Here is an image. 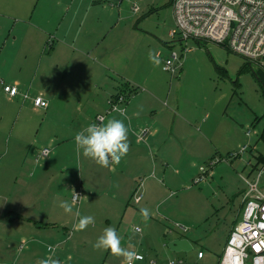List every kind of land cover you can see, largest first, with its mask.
Masks as SVG:
<instances>
[{
  "label": "rangeland",
  "instance_id": "obj_1",
  "mask_svg": "<svg viewBox=\"0 0 264 264\" xmlns=\"http://www.w3.org/2000/svg\"><path fill=\"white\" fill-rule=\"evenodd\" d=\"M57 1L68 2L71 17L84 20L88 31L101 32L100 20L108 25L105 31H110L109 27L114 30L91 39L85 35L80 37V42L87 40L96 49L89 59L66 52L48 56L52 43L49 40L38 77L35 79L34 73L23 76L26 84L19 91L28 98L18 95L15 103L10 104L6 96L0 97V126L6 133L0 142V223L12 219L10 210L21 215L15 226L0 225V262L39 264L48 255L46 246L52 245L60 264H123L122 257L93 248L103 230L111 226L122 237L123 247L136 251L139 243H143L157 264L166 253L173 260L178 259L166 264H176L179 260L185 264H215L223 253L230 225L241 220L246 181L253 180L264 169V86L254 75L256 70L264 80V70L256 66L252 70L245 58L224 46L180 41L179 37L172 39L169 34L176 30L172 0H54L53 4L49 3L55 7ZM20 2L0 0L1 42L12 35L15 27L17 30L21 26L17 20L32 18L38 0H34V8L28 14L21 11ZM96 2L112 7L114 12L100 9ZM135 5L140 9L138 13L133 11ZM38 14L35 12V18ZM19 30L24 33L26 28ZM25 37L24 48L32 39ZM24 48L16 68L23 65L25 70L37 68L40 56L35 47L29 52L28 61L23 59L27 52ZM149 51L162 53L159 67L149 60ZM172 52L180 56L175 65L176 74L162 69L164 58ZM60 67L70 68L73 77ZM71 78L72 92L85 96L81 104L88 118L77 119L74 108L78 106L74 107L73 97L56 98L50 111L52 120H46V111L33 109L31 99L43 96L45 91L62 95L59 89L72 85ZM127 83L140 90L135 98L139 97L141 102L142 131L151 132L158 127L161 132L157 142L161 155L153 159L158 166L152 165V182L146 186L142 184L145 178H135V181L129 176L121 178L118 173L112 175L108 168L99 166L82 152L78 155L74 143L77 132L106 114V110L100 109L102 98L108 109L110 100ZM0 92L4 93L3 87ZM105 94L108 95L103 97ZM111 95L114 97L108 100ZM24 104L27 109L21 114L19 109ZM178 108L193 129L175 118ZM67 109L75 113L70 121ZM20 129L26 134L23 136L26 142L18 148ZM247 132L252 135L247 137ZM56 133L66 135L56 137ZM47 138L53 142L45 143ZM64 141L67 142L59 148ZM244 146H249L248 150L240 153ZM44 148H50L51 157L42 160L39 157ZM129 153L135 160L139 152L132 149ZM52 157L55 162L50 166ZM166 159L172 168L167 166ZM185 163L190 170L193 163V175H201L204 169L206 181L196 184L195 176L187 182L179 179L178 166ZM115 169L120 172V167ZM166 171L165 184L175 192L174 196L162 185ZM83 179L84 185L80 186ZM127 182L133 184L129 196L128 191L120 192ZM259 186L264 190V172ZM73 191L80 196L78 202L71 213L64 212L61 216L57 212L64 210L59 204L64 200L71 203ZM137 195H143L140 202L135 200ZM141 208L150 210L147 224L141 220ZM77 211L80 216H93L95 223L83 231L74 230L79 220ZM44 214L50 221L60 220L65 224L35 229V222L26 221ZM133 225L141 231L133 234L130 230ZM174 225L189 227L191 252L174 254L167 249L173 236H187ZM200 250L216 261H199ZM160 252L166 253L160 257Z\"/></svg>",
  "mask_w": 264,
  "mask_h": 264
},
{
  "label": "crops",
  "instance_id": "obj_2",
  "mask_svg": "<svg viewBox=\"0 0 264 264\" xmlns=\"http://www.w3.org/2000/svg\"><path fill=\"white\" fill-rule=\"evenodd\" d=\"M33 2H34V0H21V2L19 4L21 11L25 14H28L32 10V8H34ZM49 2L51 4H53L54 0H44L42 6H41L42 0H38V3L36 4V8L34 9V13H33V16L31 19H27V17H23V18L19 19V21L18 20L16 21V23H19V22L22 23L19 28H21V27L26 28V31L24 33H20L19 28L16 30L17 27H15V29H13V31L11 32L12 35L11 34L8 35L7 39L3 40V42L0 41V87L1 88L3 87V84L1 82L8 84V85H16L18 88L23 87L22 85L26 84L23 81L25 78L23 76L26 73H34V78L36 79L41 72L42 62H43L44 58L47 56L46 52L48 49V44L50 42L49 40H51L52 43L50 44V47H49L51 54L48 56L54 55V54L59 53V52H66V53H69L72 55H79V57L89 59L90 55L94 54L96 49L93 46L88 45L87 40H85V42H80V40H79L80 37L85 35L86 39L88 37L91 39L92 37L94 38V37L98 36L99 34H101L100 36H104V34H109V32L114 30V29H112V27H109L110 31H105L106 28H108L107 27L108 25L106 22L100 20V25L103 28V30L101 29V32L88 31L86 29V22L84 20L79 21V20L71 17L72 8H71V5H68V2H65V3L61 2L60 3L59 1H57L55 3V7H52ZM96 4H98L97 7H99L100 9L109 11L111 14L114 12L112 7L111 8L108 7L103 2H101V3L96 2ZM35 12L39 13L38 14L39 19H38V17L35 18ZM104 27H105V29H104ZM1 28L2 27L0 26V30H1ZM104 32H107V33H104ZM27 35L32 37L33 40L30 38L28 40L29 44L24 48L22 46L24 45V39L26 38L25 36H27ZM53 39L55 40V42ZM32 47L33 48L35 47L36 52L40 56V65L37 68L28 69V70H25L26 68L24 65L22 66V68H16V66H15L16 62L18 61L19 54L23 50V48L26 49V51L28 52V53L26 52V54L23 55V59L25 61H28V59L30 58L29 52L32 49ZM60 68L64 71L65 74L73 77V72L70 68H62V67H60ZM162 69L164 70V63H162ZM45 73L48 74L47 68L45 69ZM70 81H71L70 83H73L72 78ZM73 86H74V83L72 85H70L69 87L59 89L62 92V95H59L58 92L52 93V92H46L45 91V94H43V96L42 95L39 96L40 98L47 101L49 104V106L45 109L35 106L34 99L38 98V97L31 99V101L33 102V109L34 110H40L41 109L43 111H46V114H45L46 120H49V119L52 120V115H51L50 111H51L52 104L54 103L56 98L61 97L65 100H70L71 97H73V99H75V106L74 107L78 106L77 108H74V111L76 112L77 119L80 120L82 117L88 118L89 114L84 113V109H82V104H81L82 103L81 99L85 96L83 93H73L72 92ZM122 88L123 89L119 90L116 94L117 95H119V93L123 94V91H126L124 93V95L126 97L128 96V94H130V92H131L130 90L138 89L137 93L132 95L131 98L127 97L128 102L126 104L120 105L121 108L127 109L128 119H124V117H121L119 115V113H117V112L109 113L107 118L110 116H113L115 118L124 120V123L129 128V144H130L129 151H131L132 149H136V150H138L139 153H138V157L135 160H133V156L130 153L127 154L122 159L121 163L118 165V168L120 167V172L117 171L118 169H115L113 171V170H111V168H108V170H109V172L112 173V175L118 173V175H120L121 178H126L127 176L134 178V180H135V178L136 179L137 178L138 179L145 178L146 179L145 181H144V179L143 180L141 179V180H142V184L144 185V183H145V186H146L147 184L152 182V180H151L152 175H150L151 172H153L152 165H153V168H155L156 165L158 166V162L156 164V162H154L153 159H154V157H157V156L160 157V155H161V152L157 146V142H158V139L160 137L161 132L159 131L158 127H156V129H153L151 132L148 129L149 131H147L148 132L147 136L144 138H140L141 137L140 134L142 133V130H143L142 126H143V122H144V117L142 116V113H140V110H139V108H140L139 103H141L139 100L140 98L139 97L135 98L139 94L140 90H139V88H136L135 86H133L131 83L125 84ZM3 95L6 96L8 103H10V104L15 103L14 99L17 97L11 98V97H9V95H7L5 93V91H4V93L0 92V97H3ZM20 95L23 97V95H27V94L21 93ZM107 95L108 94H105L103 97H105ZM117 95H115V96H117ZM112 97H114V95L107 97V99L109 100ZM27 98H24V99H27ZM98 98H99V96H98ZM23 102L28 103L25 100ZM103 102H104V100L102 98V101L100 104V109L107 111L109 109V107H108V109H106L107 108L106 102H104V104H103ZM70 104H71V102L68 104V106H70ZM25 109H27V106L24 104V106H21L19 109L20 113L22 114L25 111ZM166 110H169V109H166ZM178 112H179V114L177 116L175 115V118L181 119V121H184L185 123L189 124V121H187L188 119H185L186 117H182L183 115H181L180 108H178ZM67 116H68V121H70V118H75V113L70 112V110L67 109ZM107 118H106V120H107ZM176 119H175L173 124L176 123ZM79 120H78V122H79ZM93 122L96 123V118H95V120H93ZM79 124H80V122H79ZM154 124H155V122H154ZM189 125H190V127L188 129H190V130H191V128L193 129V126L191 124H189ZM56 134H57V135H55L56 137L66 135L64 133H60V134L56 133ZM5 135H6V133L4 132V128H2L0 126V142H1V144H2V138ZM24 135H26V134L20 129V131L18 133V139L16 142V145L18 148L22 146V143L24 145V143L26 142L24 140V137H23ZM49 140H50V138L49 139L47 138L45 143H48ZM50 142H53V140L51 139ZM66 142L67 141H64V143L58 147L61 148L62 146L65 145ZM7 149H9L8 146L6 147V152H7ZM44 149H50V148H44ZM164 161H168L167 166H169V168H172L171 164H170V160L166 159ZM54 162H55V157H52L49 160V165L50 166L53 165ZM47 166H48V164H47ZM191 168L192 169L190 170L188 168V164H186V163L181 164V166H178V169H179L178 178L184 182H187L188 180H193V176H195V179L197 180L198 177H200V174L197 176L194 173V175H193V163H191ZM155 171H157V170H155ZM168 171L163 173L164 184H162V185L165 186L167 190H170V189H168V187L165 184L166 177H167L166 175H167ZM82 181H81L80 186L84 185V179ZM132 185L133 184H130L129 182H127L125 188H123L120 192H123L124 190L128 191L127 196H129L131 194V192L133 191ZM136 191L137 190H135V192ZM114 192H115V189H114ZM170 192L173 196L175 195V192H173L171 190H170ZM123 197H124V195H123ZM8 213L13 215L12 219L9 218V220L7 222L5 220H3L0 223V225H2L5 228H8L7 224L9 226H15V224L18 223V221H19V217H21L19 211H18V213H16V212L14 213L13 210H10V211H8ZM57 213H60L61 216H63L62 214L64 213V211L58 210ZM26 221H27V223H32V221L35 222V226H34L35 229H48L50 227L57 228L58 226H60V224H65L64 221H60V220L50 221L49 217H46V214H44L41 217H37L35 220L26 218ZM237 223H238V221H234L232 223V225H230V227H229L230 230L228 232V237L226 239V242L230 236L231 231L233 230L234 226ZM36 224H37V226H36ZM174 226H176V228L178 230L176 228L175 229L178 232H180L181 234H186L187 236H185V235H183V236L180 235L179 237L173 236L169 240V243L175 239H178V238L187 239V240H189V242L191 243L192 248H193V244H192V240H191L192 235H188V233L190 231H183L182 229L177 227V225H174ZM179 226H181L183 228L185 227L186 229H189V227L184 226V225L183 226L179 225ZM225 245H226V243H225ZM225 245H224V248H225ZM166 247L169 251H171L168 248V246H166ZM136 251L139 254L144 256V260L143 261H135L134 264H153L152 262L157 264L156 263L157 261L155 260L156 261L155 262L153 257H152L151 251H149L143 243H141V244L139 243ZM223 251H224V249H223ZM200 252H201V250L198 252V255ZM165 253L166 252H164V253L160 252V254L158 256L162 257V255ZM171 253L177 254L176 252H173V251H171ZM221 257H222V255L216 261V260L212 259V257H208L206 254H204L203 258H199L197 256L199 261H204V260H206L207 262L208 261H211V262L216 261L215 264L216 263L220 264ZM162 258H163V261L160 262L159 264H166V262H168V261L174 262V261L178 260V259L173 260V257L168 255L167 253ZM36 260H38V259H36ZM18 261L21 262V259H18ZM1 264H4V263H1Z\"/></svg>",
  "mask_w": 264,
  "mask_h": 264
},
{
  "label": "built area",
  "instance_id": "obj_3",
  "mask_svg": "<svg viewBox=\"0 0 264 264\" xmlns=\"http://www.w3.org/2000/svg\"><path fill=\"white\" fill-rule=\"evenodd\" d=\"M172 6L176 22V30L169 34L172 39L179 37L180 41H204L225 46L245 58L253 67L264 70V0H172ZM139 10L135 5L133 11L138 13ZM158 54L161 59L162 53ZM179 61L178 53H170L164 58V70L176 74L175 65ZM1 83L9 97L21 94L16 85ZM127 102L128 98L124 94L115 96L110 101L106 114L96 117V123L99 124L101 118L106 120V115L115 112V107ZM34 104L44 109L49 106L40 97L34 99ZM147 133L142 131L140 138H144ZM251 135L252 132L246 133L247 137ZM248 148L249 146H244L240 153L246 152ZM50 154L51 150L43 149L39 158H47ZM263 172L264 169L257 173L256 178L246 181L247 191L241 220L230 233L220 264H264V190L259 186ZM206 175V171L201 169L196 184L206 181ZM142 197L143 195H137L135 200L140 202ZM177 227L187 231L185 227ZM203 256V252L198 255L199 258ZM142 257V260L137 261H143L144 256ZM176 264L185 262L179 261Z\"/></svg>",
  "mask_w": 264,
  "mask_h": 264
},
{
  "label": "clouds",
  "instance_id": "obj_4",
  "mask_svg": "<svg viewBox=\"0 0 264 264\" xmlns=\"http://www.w3.org/2000/svg\"><path fill=\"white\" fill-rule=\"evenodd\" d=\"M148 58L154 66H160L161 60L158 53L149 51ZM113 110L119 113L121 117H124V119H128L126 108L117 106ZM74 143L78 155L82 152L83 156L91 158L99 166L111 168V170L114 171L115 166L121 163L122 159L129 151V128L122 119L113 117L105 121L101 118L99 124L92 123L85 129L77 132L74 136ZM73 193L74 195L71 203L64 200L59 204V207L62 208L65 213H71L73 211V205L80 197L74 191ZM158 208L159 205L157 206V209ZM76 214L79 216L78 223L74 226V230L76 231H83L89 225L95 223V218L93 216H80L78 211ZM150 215L149 209H140V217L145 224L149 221ZM130 230L135 234L140 232L141 228L133 225ZM46 247L48 255L46 258L40 260L39 264H60V261L55 258V247L52 245H47ZM93 248L94 250L109 251L111 255L115 257H122L123 264H134V261L143 259L142 255L137 251L122 246V237L118 234L116 228L111 226L103 230V233L93 244Z\"/></svg>",
  "mask_w": 264,
  "mask_h": 264
},
{
  "label": "water",
  "instance_id": "obj_5",
  "mask_svg": "<svg viewBox=\"0 0 264 264\" xmlns=\"http://www.w3.org/2000/svg\"><path fill=\"white\" fill-rule=\"evenodd\" d=\"M168 248L171 251L176 252V253H181V252L188 253V252L192 251V249H193L189 240L181 239V238H178V239L171 241L168 244Z\"/></svg>",
  "mask_w": 264,
  "mask_h": 264
},
{
  "label": "trees",
  "instance_id": "obj_6",
  "mask_svg": "<svg viewBox=\"0 0 264 264\" xmlns=\"http://www.w3.org/2000/svg\"><path fill=\"white\" fill-rule=\"evenodd\" d=\"M197 43H200V42H197ZM225 47V46H224ZM250 68L252 69V70H254L255 68L250 64ZM254 75H255V77H256V79L264 86V80H263V78H262V76H261V74L258 72V71H254ZM131 92H130V94H128V96L127 97H130L131 98V96L132 95H134V94H136L137 93V91H138V89H133V90H130ZM126 91H123V94L125 93ZM119 94H122V93H119ZM264 132V131H263ZM262 138L264 139V133H263V135H262Z\"/></svg>",
  "mask_w": 264,
  "mask_h": 264
}]
</instances>
